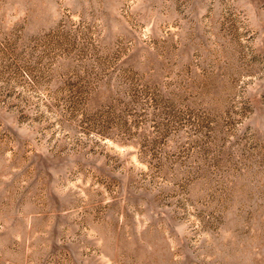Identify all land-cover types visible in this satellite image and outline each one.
<instances>
[{
    "label": "rangeland",
    "instance_id": "374dc122",
    "mask_svg": "<svg viewBox=\"0 0 264 264\" xmlns=\"http://www.w3.org/2000/svg\"><path fill=\"white\" fill-rule=\"evenodd\" d=\"M0 264H264V0H0Z\"/></svg>",
    "mask_w": 264,
    "mask_h": 264
}]
</instances>
